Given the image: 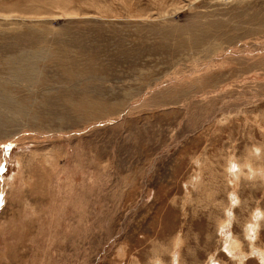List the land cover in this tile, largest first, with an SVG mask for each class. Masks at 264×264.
Masks as SVG:
<instances>
[{"label": "rangeland", "instance_id": "1", "mask_svg": "<svg viewBox=\"0 0 264 264\" xmlns=\"http://www.w3.org/2000/svg\"><path fill=\"white\" fill-rule=\"evenodd\" d=\"M262 171L264 0H0V264H241Z\"/></svg>", "mask_w": 264, "mask_h": 264}, {"label": "clouds", "instance_id": "2", "mask_svg": "<svg viewBox=\"0 0 264 264\" xmlns=\"http://www.w3.org/2000/svg\"><path fill=\"white\" fill-rule=\"evenodd\" d=\"M262 149L259 146H253L252 152L255 153L257 156L260 155ZM228 173H230L233 177L236 179H239V174L241 172V165L238 161L235 159H229L228 167H227ZM248 178L252 179L255 175L258 173L253 171V169L248 166ZM259 175L264 176V171L260 172ZM229 201L232 208L231 213H227L226 215H235V208L239 205V197L236 193H229ZM261 219H264V210L257 208L252 213V220L255 223L248 224L246 228L244 229L246 235L245 239L250 241V250L249 254L245 256V260L241 262V264H246V261L249 258H256L259 262V264H264V248H255L253 249L252 245L254 242L258 239L259 234V221ZM249 230H251L254 234H248ZM146 264H165L163 256H157L156 253H152L146 260ZM168 264H180V255H179V249L175 248V244H173V252L168 257ZM205 264H207V260L205 261Z\"/></svg>", "mask_w": 264, "mask_h": 264}]
</instances>
